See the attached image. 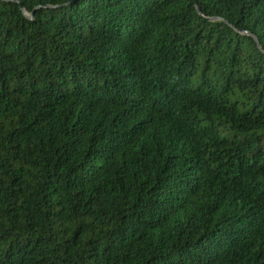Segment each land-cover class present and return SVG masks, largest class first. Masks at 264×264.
Wrapping results in <instances>:
<instances>
[{
    "label": "trees",
    "instance_id": "1",
    "mask_svg": "<svg viewBox=\"0 0 264 264\" xmlns=\"http://www.w3.org/2000/svg\"><path fill=\"white\" fill-rule=\"evenodd\" d=\"M0 264H264V0H0Z\"/></svg>",
    "mask_w": 264,
    "mask_h": 264
}]
</instances>
